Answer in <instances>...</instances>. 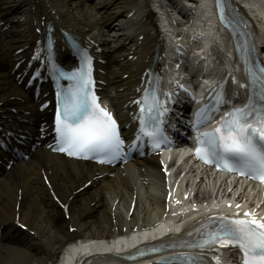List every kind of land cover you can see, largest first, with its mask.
Here are the masks:
<instances>
[{"label":"snow or ice","instance_id":"obj_1","mask_svg":"<svg viewBox=\"0 0 264 264\" xmlns=\"http://www.w3.org/2000/svg\"><path fill=\"white\" fill-rule=\"evenodd\" d=\"M74 47V55L84 66L70 74L59 73L60 78L71 83L57 93L56 150L69 156L99 158L100 163H112L127 155L125 141L117 120L101 106L95 95L91 56L79 45ZM240 51L248 76L247 86L252 89L250 102L244 108H233L220 120L219 126L207 132H201L200 128L210 122L211 113L218 112L229 99L213 98V104L201 109L195 120L196 139L200 145L196 154L206 163L264 182V63L259 61L254 46H241ZM148 85L142 97L132 102L139 112L134 115L138 131L129 146L131 150H136L141 141L152 148L171 143L164 125L170 111L167 105L175 100L171 93H161L156 81H149ZM229 246L240 250L242 264H264V217L253 212H245L243 218L238 212L231 216L209 217L201 222L196 230V241L190 245L210 251ZM186 260L188 264H204L205 258L189 256ZM207 264H219V261L209 260Z\"/></svg>","mask_w":264,"mask_h":264},{"label":"bare ground","instance_id":"obj_2","mask_svg":"<svg viewBox=\"0 0 264 264\" xmlns=\"http://www.w3.org/2000/svg\"><path fill=\"white\" fill-rule=\"evenodd\" d=\"M59 1L62 2V0ZM76 7L78 10V14L84 13L86 15H96L103 9L102 4L94 7L90 6L89 4L77 3ZM70 8L73 9L74 5H71ZM67 21L69 23H73L74 20L68 15ZM103 23L105 25H108L109 21H103ZM13 26L15 37L9 42V44H12L10 48L13 47L14 43L22 44L23 42L27 43L28 41L27 35L29 24L27 20L25 19L22 23H13ZM18 47H21V45H18ZM3 52V49L0 47V53ZM9 53H12L11 50L9 51ZM126 83H128V81H125V84ZM118 98L121 99L120 97ZM202 185L203 184H199L198 186L199 193H201L203 199L210 198L209 195H211L212 191L216 190L217 188L216 182H212V178L208 179V183L205 185V187H203ZM159 186H162L161 183L159 184ZM59 188L61 190L60 196H67L64 184H62ZM33 191H36V195L32 196L28 200V204L24 199L27 195H25L21 199V201H24V204H26V206L28 207V212H25L24 214V220L30 225L31 229L36 232L39 238L36 237L34 238L35 240H33L32 238H27L25 241L26 246L29 247V251L33 254L29 255L21 251H16V258L20 264H57L61 259H66L67 256H69L68 253L71 251V249L73 250L75 248V246H70L71 249H68L69 247H66L65 249L62 248L63 241L68 237V222L64 221L61 218L57 210L54 208L55 205L47 199L48 197L44 194V191H42L41 188L39 189L36 184H34L31 192ZM129 191L130 189L127 185V187L123 191V202L121 204L123 208H120V210L118 211V214L121 216L120 220L122 223L125 222L127 209H129L128 205L132 199L131 192ZM22 193H24V190H22ZM17 197V186H7L6 193L2 192L0 196V200L3 202L4 211L10 213V208H13L14 205L16 206ZM88 199L89 200H84L81 205H79L78 207H74L72 210L75 218L79 219V221L77 222L79 224L78 230L80 232V235L82 234L89 240L93 239V243L90 246L94 247L93 250H95L99 246L100 242H108L110 239H112L110 234H112L118 228H114L111 231L114 226L112 213L108 205L107 198L103 203H101V207H90V203L92 201L90 200V198ZM148 205V211H144L146 212L145 216L147 218V221L155 222L156 218H159L164 214L165 209L164 194L162 193L160 188H157V186H155V188L153 189V195L151 196ZM35 209H37L38 215L34 217L31 213H33ZM18 211L20 213L23 212V208H20ZM94 216H96V218L92 219L91 217ZM137 217L138 215L136 214L134 216V221L137 220ZM38 242L46 243L48 252L45 253V250L41 249V246ZM81 248L82 246L81 244H79V246L77 247V251L82 250ZM4 252V247L0 246V259L4 257ZM78 254L79 253L77 252L76 255ZM57 255H59L58 259L56 258ZM82 260L83 258H80L79 263Z\"/></svg>","mask_w":264,"mask_h":264}]
</instances>
